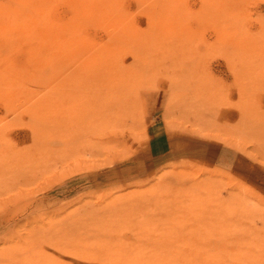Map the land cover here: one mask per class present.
Masks as SVG:
<instances>
[{"label": "rangeland", "instance_id": "374dc122", "mask_svg": "<svg viewBox=\"0 0 264 264\" xmlns=\"http://www.w3.org/2000/svg\"><path fill=\"white\" fill-rule=\"evenodd\" d=\"M0 264H264V0H0Z\"/></svg>", "mask_w": 264, "mask_h": 264}]
</instances>
